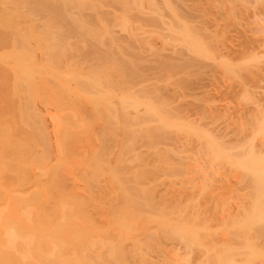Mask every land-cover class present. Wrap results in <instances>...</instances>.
<instances>
[{
	"label": "rangeland",
	"instance_id": "obj_1",
	"mask_svg": "<svg viewBox=\"0 0 264 264\" xmlns=\"http://www.w3.org/2000/svg\"><path fill=\"white\" fill-rule=\"evenodd\" d=\"M9 52L26 54L32 79L47 71L37 80L53 89L27 95L0 57V114L15 139L39 141L43 129L54 146L56 124L70 130L72 164L55 185L77 188L84 206L91 193L81 211L97 250L85 260L183 264L189 229L188 241L222 257L206 264H264V0H0V55ZM193 246L191 262L203 259Z\"/></svg>",
	"mask_w": 264,
	"mask_h": 264
},
{
	"label": "bare ground",
	"instance_id": "obj_2",
	"mask_svg": "<svg viewBox=\"0 0 264 264\" xmlns=\"http://www.w3.org/2000/svg\"><path fill=\"white\" fill-rule=\"evenodd\" d=\"M5 15H6V13H5ZM4 17L1 19H7L6 17L5 18ZM9 17L11 19V16H9ZM7 20L10 21L9 19H7ZM9 53L10 54H4V55L2 54V55H0V57L4 56V58H6L5 62L7 64L8 69H7V67H5V68L7 69L6 71H8V74H10L9 68H12V70L15 71V74H12V75H14L12 78L14 79V77L16 75L18 80H19V83L21 82L20 86H22V83H24L22 80H26V82L29 83V84H26L28 86V87L26 86L27 90L29 89V91L27 92V90L24 89V91H22V93L27 92V95L31 96L32 90L34 92L35 91L39 92L42 95L43 94L45 95L46 92L48 94H50L49 91L53 92L52 91L53 89L50 88V90H49V89H47V87L45 88L46 85L44 84V86H43L42 85L43 82H41V80L40 81L37 80L39 78L40 74L44 75V73H45V72L43 73V71H44L43 69L41 70V64L37 63V61H36V63H34L35 66L40 65L41 72L39 69L37 70L40 72V74H38L39 76L36 74H33V72H32L31 74L34 75V77H36V76L38 77V78L36 77L37 79H34V78L32 79L31 78L32 76L28 75L27 71H24L26 69V66H25V61L23 59H24V57L27 58L26 54H24L23 52L18 53V54H13L12 52H9ZM21 54H23V55H21ZM4 58H0V60H3ZM14 59H15V61H14ZM29 61H30V63H29ZM32 61L35 62V60H32V58L27 60V62L29 64L33 65ZM28 63H27V65H28ZM11 64H13L14 66H11ZM2 66H4V65H2ZM33 68H31V70L28 68V71L31 72V71L36 70L35 68L34 69ZM37 68H39V66ZM12 73H14V72H12ZM24 73H27V74H25V76H23V77H20ZM46 73H47V71H46ZM46 75H48V74H46ZM49 75L51 76L50 73H49ZM1 76L2 75L0 74V77ZM6 76L8 77V75H6ZM55 76L57 77L58 75H55ZM53 78H54V76H53ZM31 79H32V81H30ZM39 79H41V78H39ZM15 82L17 83L16 77H15ZM35 82H37V83H35ZM5 83L4 82L1 83V84H3L2 86L4 88L7 87V86H4ZM16 83L14 86H18V83H17V85H16ZM6 85H8V83ZM10 86H12V85L10 84ZM10 86L8 87L9 89L15 88V90L12 89V92H11V97L13 96L12 98H14V95L16 93L13 94V92L16 91V88H18V87L12 86L10 88ZM3 87H2V90H4ZM22 89H23V87H22ZM54 91H56V89ZM74 92L77 93V91H74ZM83 93H85V92L83 91ZM7 94H9V91L7 92ZM15 96H18V95H15ZM13 100H12V102H13ZM7 101L9 102V100H7ZM6 104H7V102H6ZM8 104H10V103H8ZM16 105L17 104H15L14 107ZM9 108H11V106H9ZM16 108H15V110H16ZM1 110H2V108H1ZM1 110H0V112H1ZM10 112H12V111H10ZM16 112L17 113H13V114H14V116H16V114L18 115V116H16L17 121H16V119L12 118V120H15L17 123L15 128H18L17 126L22 127V126L26 125V123H24V121L26 120L24 113H26V112L23 111L21 108L17 109ZM33 113L35 114V112H33ZM60 113H62V110L61 111L59 110V114H58V112L56 114L58 116L56 117V115H55V117L57 119L59 118L62 121V120H64V118H63L64 113H62L63 115L62 114L60 115ZM1 115H2V113L0 114V120H1L0 121V264H93V263H95L94 262L95 260H93V261H91V260L88 261L89 259L85 260V258H84L85 255L83 254L86 251H89V252L92 251L90 253H93L97 250V249L95 250V248H97V245L91 243L92 240L90 238L93 235L92 234L93 228H91V225L83 227V226H85V223L87 224V222L89 220H91V219H89L91 217L88 216L89 217L88 218L86 216L88 213H86V215H85V214H83L85 212L81 211V210H83L82 207L83 208L89 207V205H91L89 202V195L91 193L87 192L90 189H88V190H86L87 188L85 189L87 194H89V195H87V197L85 196L86 198L84 196H82V197H84V200L83 199L82 200H83V202H85V206H84V204L83 205L77 204L76 203L77 201H75L76 200L75 198L77 197L76 195L78 194L76 192L77 188L74 189L75 187H73L74 190L71 189L72 193H71V195L69 194L70 196L66 195L68 193L67 190H69V189L66 190V189H64L65 188L64 187L63 189L65 192L61 191L63 189L59 190L60 189L59 187H61V184H62V182L61 183H59V182L65 178V176L63 177L62 175H60V173L62 171V170L60 171V168L64 169V167L65 166L67 167V165H68V168L70 169L71 164H72V163H70L71 161H69L70 160L69 155L71 156V154H73V153H70L71 148L68 149V147L69 146L71 147V145H69V142H68V144H67L68 146H67L64 142L66 140V138H65V136L67 135L66 132L70 131V130L67 129V131H66L64 128H67V126H65L64 124L59 123L58 124L59 126L56 124L55 128L57 130L59 128L60 133L57 130L56 131H57V133H59L60 136H57V137H59V139H57L58 141L56 143L54 142L55 143L54 146H52L51 140L46 137L47 132L45 133V131L42 129L41 126L40 127L42 130L38 131V135L41 137L39 139V141L34 139L35 138L34 136H33V138H31V136H29L27 134V132H24V134L22 135V137H20V139H15V137L12 135V133L14 134V132H13L14 129L11 128L12 126H8L6 124L7 123L6 119H4L3 115L2 116ZM1 118H3V119H1ZM2 120H3V122L5 121V123H3ZM12 120L9 123L14 124V121L12 122ZM38 120L40 121V119H38ZM38 120L36 121L37 124L39 123ZM61 121H59V122H61ZM56 123H58V121ZM28 125L29 124H27V126ZM62 127H64V128H62ZM22 128H24V127H22ZM36 128H38V127H36ZM38 129H40V128H38ZM69 141H71V140H69ZM66 142H67V140H66ZM71 142H73V141H71ZM63 144H65L69 153L66 152L67 150L65 149ZM38 146L40 147V149H38L39 148ZM53 147L56 149L55 151L57 153V157H56L57 160L55 159L56 161L54 162V164L47 157V154L52 150ZM66 153H68L69 155L68 154L66 155ZM72 159L74 160L75 158L72 157ZM75 161L76 160H74V165L77 163V162L75 163ZM69 165H70V167H69ZM66 167H65V169H67ZM33 171H35L34 173H37V174L34 175ZM64 171H63V173L68 175V173H66L67 170H64ZM71 172H72V169H71ZM58 174L60 175V177L58 176ZM70 174H72L71 177H73L74 181H75V177L73 176V172ZM70 174L68 175L69 177H70ZM43 177L44 178L46 177V179H43ZM55 179L57 182L60 180L58 182L60 186L55 181ZM55 184H57V186H59V187H57ZM259 184H261V182ZM62 187H63V185H62ZM257 188H258V186H257ZM261 188H263V187L261 186ZM74 192H76L77 194ZM86 192L83 195H85ZM61 193L63 196L61 195ZM64 195L68 196L66 200L63 199V197L65 198ZM60 196H62V197H60ZM78 198H80L79 195H78ZM91 199H90V201H91ZM92 201H91V203L93 205L94 201L93 202ZM80 202H82V201L80 200ZM80 202H78V203H80ZM86 203L89 205H87ZM125 206H127V205H125ZM47 208H50L49 209L50 211H48ZM123 211H125V210H123ZM137 217H138V215H137ZM126 219H128V222H130L129 221L130 220L129 215H128V218H126ZM132 219H135L134 216ZM132 221H131V223H132ZM90 222L91 221H89L88 223H90ZM143 222H142V224H143ZM136 223H138V222L136 221ZM192 223H194V222H192ZM125 224H127V223L125 222ZM183 224L187 225L188 223L187 224L183 223ZM194 224H197V223L195 222ZM202 224H204V223H201V225ZM185 225H183V227H185ZM201 225L199 224V226H201ZM128 226L129 225H127V227ZM141 226H143V225H141ZM141 226L140 227L138 226V228L139 229L142 228ZM188 226L190 227V224ZM192 226L193 225H191V227ZM87 227L90 229L89 231L91 232V235H89L90 232L87 231L88 230ZM202 227H203V225H202ZM82 228L84 229V231ZM186 228H188V227H186ZM196 228H197V225H196ZM198 230H200L199 227H198ZM179 231H181V230L179 229ZM185 231L187 232V231H189V229H186ZM191 231H193V230H191ZM186 232H182V233H185L184 234L185 237L180 236L178 234V232H176L180 236L179 238H181V237L184 238L183 240H182V238L179 239L180 240L179 243L182 242V244H183V245L181 244L183 248L180 247L179 249L180 250L184 249L187 252L186 255L184 252L183 256L181 255L182 257L181 256H179V257L181 260L183 258V260H182L183 264H192L193 261L191 262L192 257L190 258V256L194 253L195 250L191 251L192 252L191 255H189V253H190L189 251L193 249L192 248L193 244L195 245L197 243L196 245H199L200 248H199V246H196V245L193 247L194 248L198 247V252H199V249L202 250L201 249L202 245L198 244L199 243L198 241L194 242V243H193V241H191V242L188 241L189 237L186 236ZM197 232H199V231H196V233H194V231H193V234H195V236H193L191 234L192 232L190 234L189 233H187V234H189V236L190 235L192 236L190 238H193L196 240ZM141 233H139V234H141ZM207 233H208V231H207ZM139 234H137V235H139ZM87 235H89V236L87 237ZM178 235H176V237H178ZM197 236H200V235H197ZM174 237H175V235H174ZM186 237H188V238L186 239ZM204 237H206V235ZM200 238H202L203 240L205 239V238H203V236ZM208 238H209V236H208ZM84 239L87 240L86 241L87 244L84 241ZM88 239L91 241L90 243H88V241H89ZM123 239L125 240V237ZM131 239H132V237H131ZM205 240H207V239H205ZM185 241L188 244H186ZM207 241H209V240H207ZM215 242H216V240H215ZM189 243H190V245H189ZM207 244H206V246H207ZM210 244H211V242H210ZM258 244H260V243H258ZM98 246H99V244H98ZM178 246H179V244H178ZM232 247H234V245ZM249 247H251V246H249ZM254 247H255V245H254ZM254 247H253V249H254ZM186 248L187 249L190 248V250L189 249L187 250ZM213 248H214V246H213ZM205 249L203 248V250H202V252H204V254L202 252L201 253L203 254L204 261L205 260L208 261V262H205V264H206V263H209V260H208L209 257H211L210 258L211 261L213 259H215L214 256H217V255H215V253H217L218 251H216L217 250L216 249L214 253H211L212 251H210V250L212 248L210 250L208 248L206 249V250H209L210 252L206 251ZM256 249H258V248H256ZM118 250H120V249H118ZM175 250L176 249H174V256L176 255V257H178L180 250L179 251H177V250L175 251ZM224 250H222L221 253H223ZM226 251L227 250H225V252ZM115 252L118 253V251H115ZM250 252H251V250H250ZM202 254H201L200 258H202ZM210 254H213V259H212V255L210 256ZM230 254H232L231 251H230ZM233 254H235V252ZM227 255H228V253H227ZM244 255H242L241 257H239L238 255L237 256L239 258H242ZM252 255H254V253H252ZM255 255H257V254L255 253ZM192 256H194V255H192ZM218 257H216V258H218V259L222 258L221 256H218ZM255 257H257V256H255ZM259 257H260V255H259ZM203 259H199V260L197 259L196 261H199V263H200L203 261ZM218 259H215V261L217 262ZM227 259H229V260H227ZM227 259H225V261H223V262L227 263L231 260L230 258H228V256H227ZM244 259H245V256H244ZM247 259H248V257H247ZM251 259H253V258H251ZM226 260H227V262H226ZM232 260L234 261V258ZM237 260H239V259H237ZM196 261L193 262V264L194 263L198 264V262H196ZM220 261L221 260H218V262H220ZM231 261L227 264H232ZM179 262H180V260L178 261V263ZM216 262H213L212 264H218ZM225 263H223V264H225ZM202 264H204V263H202Z\"/></svg>",
	"mask_w": 264,
	"mask_h": 264
}]
</instances>
